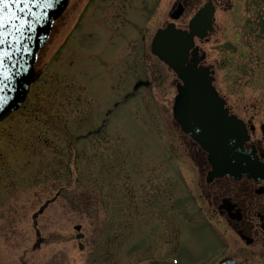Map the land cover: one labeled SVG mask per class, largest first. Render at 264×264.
Instances as JSON below:
<instances>
[{
	"label": "rangeland",
	"instance_id": "rangeland-1",
	"mask_svg": "<svg viewBox=\"0 0 264 264\" xmlns=\"http://www.w3.org/2000/svg\"><path fill=\"white\" fill-rule=\"evenodd\" d=\"M176 1H146V45L171 21ZM204 1L185 0L177 27L185 29ZM212 1L213 30L195 45L229 111L257 128L264 0ZM127 2L144 0H73L37 55L39 76L23 104L0 123V264H213L240 248L222 218L194 212L186 196L198 195L202 177L172 118L175 75L131 45L104 62L111 44L123 42L117 31L142 17L115 11ZM137 80L150 84L95 133L103 111Z\"/></svg>",
	"mask_w": 264,
	"mask_h": 264
},
{
	"label": "water",
	"instance_id": "water-1",
	"mask_svg": "<svg viewBox=\"0 0 264 264\" xmlns=\"http://www.w3.org/2000/svg\"><path fill=\"white\" fill-rule=\"evenodd\" d=\"M68 0H51V7H44V0L37 4L19 6L9 0L8 6L0 15L6 18L3 43L0 52L8 56L0 68V97L6 101L0 104V121L17 110L25 100L30 84L38 77L34 72L36 56L46 43L51 25L66 7ZM183 12L178 4L170 14L177 20ZM31 13V15H29ZM214 7L207 0L188 23L187 30H179L173 23L159 30L151 43V53L162 61L176 76L177 95L172 107V117L181 131L189 136L206 154L210 166L207 181L225 176L235 180L241 176L264 180V164L254 152L243 150L248 140L242 121L228 115L225 102L212 86L213 78L209 68L202 65L205 54L199 55L194 39L203 40L213 30ZM21 22L24 27L21 31ZM31 26L29 28L28 26ZM10 78L4 79L3 74ZM147 85V83H138ZM264 136V125L260 126ZM80 235L77 236V239ZM219 264H235L226 259Z\"/></svg>",
	"mask_w": 264,
	"mask_h": 264
},
{
	"label": "flooded vegetation",
	"instance_id": "flooded-vegetation-1",
	"mask_svg": "<svg viewBox=\"0 0 264 264\" xmlns=\"http://www.w3.org/2000/svg\"><path fill=\"white\" fill-rule=\"evenodd\" d=\"M72 1L73 0L68 1L66 10L74 8L73 6H75L76 3L73 4ZM146 1L147 0H144L143 3H140L141 5L139 7L134 3L130 5V1L127 3L114 4L115 11L124 12L125 18L130 15V12L131 15L135 17H142L134 22L129 20V27L123 28L125 29L123 31H117L122 35L121 38L123 42L120 45L117 44L116 47L115 43L111 44L110 47L113 48V53L106 57L104 62L110 61L114 54H118L120 51L129 48L128 45H131L133 49L136 48L135 50L139 53H144L147 49L150 50L152 39L150 38L148 45H146L145 32L147 30V20L150 17L151 4L147 5ZM176 2H179V0ZM132 5L133 8L131 10L130 8ZM183 5L185 7L184 1ZM85 6L86 4L84 7ZM84 7H82L81 12L77 17L78 20L83 15L82 12L84 11ZM77 24L78 21H76L71 27L68 35L73 32ZM175 27H177L176 23ZM161 28L156 29V31ZM86 34L91 35L90 32ZM101 34H103L102 30ZM113 34H115V32H113ZM135 39L137 40L136 44L132 43L133 41L135 42ZM101 40L102 44L105 42H111V40L108 41L107 38H105V40L101 38ZM139 87L137 89H139ZM132 90L136 91L134 90V86ZM134 95L135 92L129 93V96ZM246 124L247 128L251 129H249L250 131L248 132V141L244 144L243 148L245 151L254 152L257 159L264 164V136L259 130V126L263 123L259 124L257 128L249 122ZM183 144L188 150H190V157L197 161L198 167H200V175L202 177L197 183L198 195L195 197L190 192H187L186 194L187 198L193 204V206L191 204V208H193L194 212L199 214H217L236 234L240 241L239 249H236L231 255L225 254L219 256L213 264H217L220 259L226 257L233 259L237 264H264V180L257 183L253 179L243 176L239 180L223 177L207 181L206 175L209 171V165L206 161L205 154L190 140L186 143L183 142ZM181 185L183 190L186 191V185L182 183V179ZM209 219L211 220V218Z\"/></svg>",
	"mask_w": 264,
	"mask_h": 264
},
{
	"label": "snow or ice",
	"instance_id": "snow-or-ice-1",
	"mask_svg": "<svg viewBox=\"0 0 264 264\" xmlns=\"http://www.w3.org/2000/svg\"><path fill=\"white\" fill-rule=\"evenodd\" d=\"M12 2H15L18 6L20 4H23L25 7H27L30 3L31 4H37L38 0H12ZM8 3H9V0H0V13H2L3 10L8 6ZM43 6L44 7H51V0H44ZM29 15H31V13H29ZM6 22H7L6 18L3 15H0V30H2L5 27ZM24 26H25L24 23L21 22V26L19 29H17V31H21ZM28 27L31 28L30 25ZM3 42H4L3 32L0 31V43H3ZM7 56H8L7 53L0 52V68H3V66H4L3 61ZM3 75H4L5 80L10 79L6 73ZM3 90H4L3 87H0V91H3ZM6 99H7L6 97H0V104L5 103Z\"/></svg>",
	"mask_w": 264,
	"mask_h": 264
}]
</instances>
